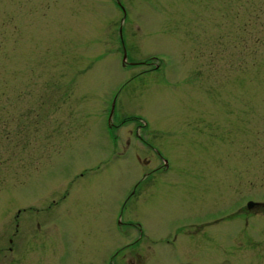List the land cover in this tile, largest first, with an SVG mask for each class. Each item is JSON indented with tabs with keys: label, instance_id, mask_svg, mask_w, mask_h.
Segmentation results:
<instances>
[{
	"label": "rangeland",
	"instance_id": "1",
	"mask_svg": "<svg viewBox=\"0 0 264 264\" xmlns=\"http://www.w3.org/2000/svg\"><path fill=\"white\" fill-rule=\"evenodd\" d=\"M130 259L264 264V0H0V264Z\"/></svg>",
	"mask_w": 264,
	"mask_h": 264
},
{
	"label": "flooded vegetation",
	"instance_id": "2",
	"mask_svg": "<svg viewBox=\"0 0 264 264\" xmlns=\"http://www.w3.org/2000/svg\"><path fill=\"white\" fill-rule=\"evenodd\" d=\"M148 160H145V162H147ZM258 208H262V206L260 205H256L254 208H252L251 210H257ZM243 211V208L240 207L238 212H242ZM224 213H228L227 209L226 208H221L220 211L216 210L215 212L211 211L209 213V215L207 217H213V216H216L214 217V221H205V223L199 225V228L201 227V231H202V228L205 229V231H203V237L205 238H208L210 237V229L211 227H217V228H220L222 229V225H224V223H226L225 221L228 220V214H224ZM144 236V235H143ZM133 252V251H132ZM133 256L131 255L130 258H132ZM137 260H133V259H130V264H136Z\"/></svg>",
	"mask_w": 264,
	"mask_h": 264
},
{
	"label": "water",
	"instance_id": "3",
	"mask_svg": "<svg viewBox=\"0 0 264 264\" xmlns=\"http://www.w3.org/2000/svg\"><path fill=\"white\" fill-rule=\"evenodd\" d=\"M259 202H255V201H249L248 202V208L251 209L252 207H254L255 205H259Z\"/></svg>",
	"mask_w": 264,
	"mask_h": 264
}]
</instances>
